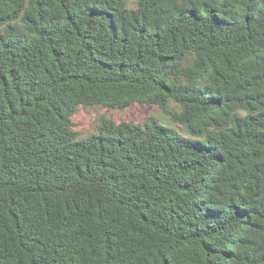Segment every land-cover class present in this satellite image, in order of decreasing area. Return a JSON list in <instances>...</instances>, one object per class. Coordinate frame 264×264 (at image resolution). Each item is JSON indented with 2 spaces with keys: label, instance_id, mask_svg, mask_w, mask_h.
Wrapping results in <instances>:
<instances>
[{
  "label": "trees",
  "instance_id": "obj_1",
  "mask_svg": "<svg viewBox=\"0 0 264 264\" xmlns=\"http://www.w3.org/2000/svg\"><path fill=\"white\" fill-rule=\"evenodd\" d=\"M0 264H264V0H0Z\"/></svg>",
  "mask_w": 264,
  "mask_h": 264
},
{
  "label": "rangeland",
  "instance_id": "obj_2",
  "mask_svg": "<svg viewBox=\"0 0 264 264\" xmlns=\"http://www.w3.org/2000/svg\"><path fill=\"white\" fill-rule=\"evenodd\" d=\"M132 4L133 0H129V6ZM71 119L79 139H85L96 134L103 120L127 121L139 126L156 120L162 125L175 128L171 122L166 121V117L156 107L148 105H133L123 110L108 109L99 105L79 106Z\"/></svg>",
  "mask_w": 264,
  "mask_h": 264
}]
</instances>
